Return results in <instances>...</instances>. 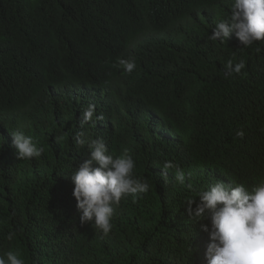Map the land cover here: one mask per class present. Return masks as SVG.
I'll return each instance as SVG.
<instances>
[{
    "label": "trees",
    "instance_id": "trees-1",
    "mask_svg": "<svg viewBox=\"0 0 264 264\" xmlns=\"http://www.w3.org/2000/svg\"><path fill=\"white\" fill-rule=\"evenodd\" d=\"M232 4L0 0V256L200 264L210 242L200 225L210 220H190L186 201L218 181L242 182L256 159L264 166V41L208 38ZM121 58L135 61L131 73ZM229 61L245 66L237 73ZM89 105L95 115L82 124ZM13 130L42 155L18 159ZM101 138L114 156L130 155L150 185L114 206L107 235L81 223L71 179Z\"/></svg>",
    "mask_w": 264,
    "mask_h": 264
},
{
    "label": "clouds",
    "instance_id": "clouds-1",
    "mask_svg": "<svg viewBox=\"0 0 264 264\" xmlns=\"http://www.w3.org/2000/svg\"><path fill=\"white\" fill-rule=\"evenodd\" d=\"M233 34L245 46L264 41V0H233L230 17L217 23L208 38L223 42ZM118 65L127 73L136 67L134 60L123 58L118 60ZM244 66L243 61L234 67L231 61L228 64V68L237 73ZM134 92L147 98L145 90ZM94 115L95 106L89 105L81 123L91 121ZM10 134L18 159L30 160L42 155L43 148L38 147L31 136L21 130ZM77 143L83 145L85 141L78 137ZM87 146L90 158L81 162L71 176L73 196L81 223H94L107 235L113 228L114 206L127 195L147 193L150 185L134 175L136 164L130 155L114 156L102 138L91 140ZM250 163L251 173L242 182L234 174L237 178L232 184L218 181L200 191L198 200L195 196L186 201L190 220L195 223L210 220V225H200L210 240L200 264H264V166L257 159ZM173 167L170 162L163 165L164 169ZM176 180L185 183L182 170L177 169ZM8 239H12L11 233ZM5 256L6 259L0 256V264H24L11 251Z\"/></svg>",
    "mask_w": 264,
    "mask_h": 264
}]
</instances>
